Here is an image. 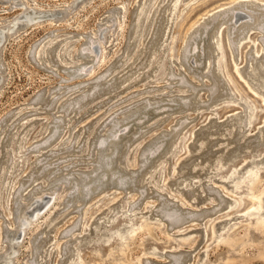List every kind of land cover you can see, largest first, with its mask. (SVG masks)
<instances>
[{"label": "rangeland", "instance_id": "obj_1", "mask_svg": "<svg viewBox=\"0 0 264 264\" xmlns=\"http://www.w3.org/2000/svg\"><path fill=\"white\" fill-rule=\"evenodd\" d=\"M33 9L62 14L0 47V259L264 264V0H0V30Z\"/></svg>", "mask_w": 264, "mask_h": 264}, {"label": "bare ground", "instance_id": "obj_2", "mask_svg": "<svg viewBox=\"0 0 264 264\" xmlns=\"http://www.w3.org/2000/svg\"><path fill=\"white\" fill-rule=\"evenodd\" d=\"M82 0H77V2H81ZM16 4L19 5V6H24L25 4L22 3V2H19V1H16ZM146 5V4H145ZM173 7V6H172ZM144 8V7H143ZM169 10H170V7H169ZM171 12V10H170ZM39 14V15H37ZM62 14V12H56L55 13H50V12H43V11H36L35 9L33 10H30L28 12H26V22H20L18 24H31L33 23L34 21H38L40 19H44L45 17L48 18V17H52V18H55L57 17L58 15L60 16ZM170 14V13H168ZM165 15V14H164ZM163 15V16H164ZM22 21H25L22 19ZM167 21V20H166ZM164 22V21H163ZM162 24V23H161ZM17 25V23H16ZM16 25L14 28H11L9 29V27H5L4 29H1L0 30V47L2 46L3 42H5L6 38L8 37V35L12 34L14 31H16ZM136 26V25H135ZM168 26V25H167ZM167 28V27H166ZM164 30V28H162ZM135 33V32H134ZM158 38V37H157ZM155 48V47H154ZM1 50V48H0ZM210 68V67H209ZM3 77H0V80H2ZM52 199V197L48 200V202ZM57 200V198L55 199V201ZM54 202V201H53ZM35 207H33L32 210H26L25 214H22V218H21V221H20V225L19 227L22 228V230L18 231L17 235L14 237V231H11L10 235H9V243H11V240L12 239H21L20 241H22L23 239V236H25V234L28 232L26 229L29 227V220H25L26 218H24L26 215L28 217H31L33 215V219H37L38 217V214L37 211H39V214L40 212L42 211V209L45 207V204L47 203L46 202V199H44L43 197H39V198H36L35 199ZM43 204V205H42ZM24 215V216H23ZM40 216V215H39ZM28 219V218H27ZM32 219V220H33ZM19 227L17 226L18 230H19ZM21 243L22 242H16L15 244H13V247L17 248L18 246H21ZM12 247V246H11ZM18 251L16 252H10V256L8 258H6L3 262V264H15V260L12 259L11 257L13 255H16L18 254L17 253ZM8 254V252H7ZM6 254V255H7Z\"/></svg>", "mask_w": 264, "mask_h": 264}, {"label": "water", "instance_id": "obj_3", "mask_svg": "<svg viewBox=\"0 0 264 264\" xmlns=\"http://www.w3.org/2000/svg\"><path fill=\"white\" fill-rule=\"evenodd\" d=\"M245 17V15L244 14H242V13H238V14H236L235 15V18H236V23L237 22H239V21H241L243 18ZM46 18V17H45ZM44 18V19H45ZM49 18V17H48ZM26 25H28V24H22L16 31H14L12 34H10V35H13V34H15L18 30H20L21 28H23V27H25ZM4 43V42H3ZM106 165V164H105ZM102 166V172H101V174L98 176L99 177V179L100 180H102V178H104V176L105 177H107V176H109L110 174H112L113 173V171L111 170V172H108L107 171V169L108 168H106V166ZM87 194V193H86ZM86 194H85V197H86ZM84 197V196H83ZM26 210H27V207H25L24 205L22 206V208H21V211H20V215H19V217L17 218V223H18V227H19V225H20V221H21V218H22V214H25V212H26ZM10 233H11V231H10ZM3 262H4V260H1L0 259V264H3ZM16 264V263H15Z\"/></svg>", "mask_w": 264, "mask_h": 264}]
</instances>
